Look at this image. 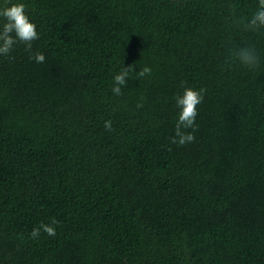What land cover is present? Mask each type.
Listing matches in <instances>:
<instances>
[{"label":"trees","instance_id":"obj_1","mask_svg":"<svg viewBox=\"0 0 264 264\" xmlns=\"http://www.w3.org/2000/svg\"><path fill=\"white\" fill-rule=\"evenodd\" d=\"M13 3L38 38L0 56V264H264V28L233 23L258 0ZM245 45L258 67L228 66Z\"/></svg>","mask_w":264,"mask_h":264},{"label":"clouds","instance_id":"obj_2","mask_svg":"<svg viewBox=\"0 0 264 264\" xmlns=\"http://www.w3.org/2000/svg\"><path fill=\"white\" fill-rule=\"evenodd\" d=\"M259 7L253 13L251 18L244 17L233 19V23L237 27H242L245 31H258L264 28V0H258ZM38 38L36 25L29 21L25 13V5L23 3H13L0 7V56H8L13 50V46L17 43L26 45V50H31L32 41ZM34 59L38 63H43L45 57L42 53H36ZM255 69L259 65V56L254 46L245 45L239 48H234L230 51L228 57V66L232 63ZM133 72L132 66L122 67L118 74L113 78L114 83L112 92L116 96L122 95V89L126 84V78L129 79L130 73ZM138 77H144L151 74L149 67L142 68L136 73ZM203 90L197 91L192 88H185L182 95L176 97L177 107L180 109L175 135L172 137V142L178 145H185L194 141L193 132H186V129L195 130V117L197 115V105L202 101ZM137 107H142V104H137ZM104 127L106 130H111L112 122L105 121ZM56 221H53L55 224ZM49 236H55V228L50 225H41L38 229H33L31 236L37 237L41 231Z\"/></svg>","mask_w":264,"mask_h":264}]
</instances>
